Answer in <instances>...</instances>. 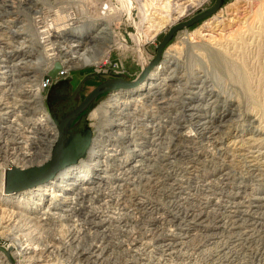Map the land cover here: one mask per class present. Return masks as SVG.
<instances>
[{
  "label": "bare ground",
  "instance_id": "6f19581e",
  "mask_svg": "<svg viewBox=\"0 0 264 264\" xmlns=\"http://www.w3.org/2000/svg\"><path fill=\"white\" fill-rule=\"evenodd\" d=\"M61 1L0 0L7 66H18L21 77L32 72L27 70H37L25 90L37 85L40 68L59 63L72 72L105 61L113 48L127 53L128 46L99 17L89 24L57 27L56 37L63 45L59 44L60 53L37 54L34 60L28 49L51 31L50 26L55 28L67 18L44 7L53 8ZM24 5H28L27 14L20 12ZM185 8H178L180 15ZM3 12L17 15L18 22ZM142 21L134 23L138 34L133 37L146 69L152 62L144 49L150 31H141ZM19 22L26 25L14 28ZM160 24L148 26L152 30L161 28ZM188 38L182 42L191 46ZM219 40L212 36L195 43L213 63L225 67L228 80L242 84L243 93L248 94L253 70L236 50L240 42L229 51L226 40ZM179 49L177 44L168 47L160 63L138 82L115 88L90 113L96 129L86 156L78 163L19 192L6 191L8 168L0 164V235L14 250H0V264H264V114L252 106L257 103L252 102L253 94L245 112L234 97L226 106L223 102L219 114H203L206 110L195 103L206 98L214 106L222 95L214 88L206 91L200 71L193 73L195 81L186 75L182 83L190 62L183 61ZM199 88L205 89L204 98L197 96ZM36 110L47 122L53 120L41 103ZM49 136L57 142L59 131ZM43 144L37 142L34 153L26 162L19 161L17 169L50 161L53 149ZM0 158L11 157L1 154Z\"/></svg>",
  "mask_w": 264,
  "mask_h": 264
},
{
  "label": "rangeland",
  "instance_id": "374dc122",
  "mask_svg": "<svg viewBox=\"0 0 264 264\" xmlns=\"http://www.w3.org/2000/svg\"><path fill=\"white\" fill-rule=\"evenodd\" d=\"M70 1L71 0H69V1L64 0V2H63V0H62L60 2V4H56L55 7H53V8L52 7L49 8V6H45L46 8L44 7V9L46 11H59V13L64 14V17H67L66 19H64V21L60 20L58 22L59 25H55V28L53 27L52 24H51L52 27L50 26V29L52 31V32L50 31L51 35L54 37L51 39V41L49 43H50V45L53 44L51 47V49L53 48V52L56 54H59L60 52L58 51V49H60V45L63 46L60 38L56 37L57 32L58 31L60 32V30H56L57 27L60 29V27L62 28V27H64V25H65V27H67V26L71 27V25L80 26L83 24H89V22H90L89 20H91V22H92L93 20H96L99 17L104 18V19H106L107 23H109L110 27L112 28L111 30L117 36V38H119L120 41H122L123 43L126 44V46H128L127 53L121 49L113 48L110 50L109 54L106 56L105 61L99 63L98 65L88 64V65L79 66L75 69H72L71 75H74L75 73H78L77 75H79V74H84V73H89V72H95L97 70L100 72H107L109 70H113V71H117L120 73H125L126 75H128V77L130 79H135L143 70L141 60H140L139 54H138V50H139L138 45H137L136 40L133 36H136L138 34V27L134 23L135 22L140 23L143 20V18L145 17V16H143V14L146 10L148 11L146 13V15H148V17L146 19H144V23L142 21L141 26L143 27V29L140 28L141 26H139V29L140 30L142 29L141 31H143V32H145V31L149 32L150 31L149 37L145 38L146 42L144 45V49L146 51V55L150 59H152V61H153L157 55V51H158V47H159L158 37L160 35H167L174 26H176L180 23H184V22L192 20L193 18L198 16L200 13L211 9L217 2V0H201V1L200 0H170V1L169 0H143L144 2L142 0H107V1L106 0H99V1H96V0H85L84 1V0H82L83 2H81V0H79V1L78 0H72L71 2ZM145 1L147 2V4H149V5L152 4V5L148 6ZM167 2H169V3H167ZM145 4H146V6L144 7ZM62 5L66 6V7H63ZM104 5H106V6H104ZM103 6L106 8H104ZM166 6H168V9L165 10ZM184 6L187 7V9ZM26 7H28V5H24V10L20 11L22 14L29 12V9H27ZM159 8H161V9H159ZM178 8H180V9L185 8L186 10H184L185 12H183V14L180 15V13L178 12L180 10ZM0 10H1L0 12L4 11V8L1 7ZM73 10H74V12H73ZM168 10H170V11H168ZM92 11L94 13H92ZM158 12L159 13L162 12V13L159 14ZM96 13H97V15H96ZM2 14H4V12ZM32 14L35 15V12ZM50 14H54V12H52V13L50 12ZM66 14L68 16H66ZM4 15L6 17L10 16V17H8L10 19L13 16L12 19H14V20L16 19L18 22V19L16 18L17 15H6V14H4ZM33 15L30 16L31 19H32ZM130 17H132V18H130ZM152 17H155V18H152ZM170 17H171V19H170ZM133 20H135V21H133ZM61 21H63V22H61ZM29 22H31V20H29ZM161 22H163V23H161ZM263 22H264V0H225L224 5L219 12L212 15L208 19L202 20L199 23H197V24H195L189 28L182 29V30L178 31L174 35L173 39L165 47L164 52L166 51V49L168 47L177 44L180 48L179 49L180 53L183 51L182 52L183 55L181 54L182 57L184 56L182 58V59H184L183 61L190 62V64L188 63V65L190 67L189 72L186 73L184 71L182 73V75H184L182 83H186V81H187L186 78H188V77H189L188 80L195 81L197 77L194 76L193 73L195 71L196 72L200 71L199 74L202 75L203 77H205L204 80H202V81H205L204 86L206 88V91H209L210 89L214 88L216 90V92L220 94L219 96L222 95V97H220L221 101L217 102V104L214 106H212V104L209 103L210 101L208 102V100L206 98L204 100L203 99L200 101L198 100L197 103H195L196 108L200 107L202 109H205L206 111L202 112L203 114L209 115V116L219 114V111L221 110L220 106L223 105L224 103H225V106L228 105L227 104L228 101L232 100L231 98H234V97L236 99L240 100V102H241L240 108H242L241 111L245 112L246 109L248 108V106L250 107L251 103L249 105L247 103H248V100L249 101L252 100L250 97V96H252V94L254 95V97H256L255 100H252V102L253 101H254V103L257 102V103H255V106L252 103V106L257 110V112L261 116L264 114L263 113L264 112V105H263L264 104L263 103L264 102V68H263L264 67V42H263L264 41V33H263L264 32V26H262V24L264 25ZM152 24H155V25L160 24L161 28H160V26H158L159 29L151 27V28L156 29V30H154V29L151 30V29H149L150 26H148V25H152ZM19 25L23 27L26 24L24 22H22V23L19 22L17 24V26H15L14 28H17V27L19 28L20 27ZM199 28H200V32L197 31V30H199ZM157 30H160V31L157 32ZM250 30H252V31L250 32ZM186 32L187 33L189 32L190 34L194 33L197 35H194V36L192 35L190 37L189 34H188V36L186 35ZM154 33L156 34V36L153 35ZM238 33H239V35H237ZM245 33H247V34H245ZM258 33H259V35H256ZM240 34H242V35H240ZM245 35H247L246 38H245ZM185 36L189 37L188 40H190L189 42L191 43V46L190 45L187 46L186 44H184L182 42V39ZM210 36L211 37L215 36L217 40L220 39L219 40L220 42H221V38H222V40L223 39L226 40V42L223 40L222 43L225 42L224 44L230 48V50L228 48L229 51H233L232 47H234V48L238 47L236 50L238 51V49H239V51L242 52V53H240L241 55H243L242 58H244V59L246 58L245 60L248 64L247 65L248 68L250 67L251 70H253V72L249 70L250 74H251V82L249 85L250 86L253 85L254 88L251 87L250 88V89H252L251 91L246 90L248 92V94H246V95L249 96L250 99L243 93V91L241 89V86H243L242 84L237 83L238 84V86H237L233 81L228 80L230 78V76H228L229 73L227 72L225 67H223V68L218 67L215 63L212 62V59L209 57L208 53H206V50H202V49L197 47L198 44H196V43H199V42L201 43L206 38H211ZM55 37H56V39H55ZM248 37H249V39H247ZM262 37H263V39H262ZM53 39H55L56 42L57 41H60V42L56 43L55 40H53ZM230 39H232V41H229ZM235 43H237V44L239 43V44L236 45ZM261 43L263 44V46ZM241 44H242V46H241ZM231 45H232V47H230ZM235 45L237 47H235ZM192 46H193V48H192ZM182 48H184L185 50L184 49L182 50ZM189 48H191L192 50ZM196 48H197V51H196ZM42 51L45 53L42 46H39L38 51L35 52V55H34L35 57L33 56L34 57L33 59L36 60L35 58H37L41 53H43ZM185 51H188V53ZM164 52H163V54H164ZM184 52H185V54H184ZM47 53H50V51ZM37 54H39V55H37ZM244 54H245V56H244ZM247 59H248V61H247ZM250 61H252L253 63ZM40 69L38 71L39 73H37V74H39V77L41 78L42 76H44L45 73ZM30 71H32V72H30ZM24 72H26V71L24 70ZM27 72H30V73H25V74H23L24 76L22 75L23 81H24L23 84H25L27 82V78H30L33 75H35L37 70L34 67V69L27 70ZM253 73H255V74H253ZM186 75L187 76L189 75V76L187 77ZM234 84H235V86H234ZM200 85L203 86L202 83ZM238 88H240V90ZM91 89L92 88H87L86 91L84 92V94H88L91 91ZM203 89L204 88H199L196 90V92H198L200 90V92L197 95L199 98H204V96H206V91H205V89L204 90ZM249 91L251 93L250 95H249ZM256 94H257V96H256ZM106 98H107V95L104 96V98L99 102V104L102 101H104ZM205 100H207V101H205ZM199 105H201V106H199ZM259 107L262 108L261 112H259L260 111ZM194 110H193V112H194ZM90 113L88 115L87 121H88V124H90L92 130H94L96 128L92 124L96 123V121L90 119ZM190 113H192V111ZM262 118H264V116H262ZM0 190H2L1 186H0ZM9 244L10 243L5 238H3V236L0 235V247L4 251L11 252L13 250V249H8ZM10 247H12V246H10ZM7 249H8V251H7ZM58 264H63V263H58Z\"/></svg>",
  "mask_w": 264,
  "mask_h": 264
},
{
  "label": "water",
  "instance_id": "95a60500",
  "mask_svg": "<svg viewBox=\"0 0 264 264\" xmlns=\"http://www.w3.org/2000/svg\"><path fill=\"white\" fill-rule=\"evenodd\" d=\"M224 2L225 0H217L211 9L200 13L190 21L174 26L167 35H160L156 58L135 79H130L125 73L100 71L79 75L75 73L57 79L61 65L56 63L49 74L53 83L46 96L47 108L59 131V139L53 149L52 157L43 166L26 170L17 168L8 170L5 176L6 191L19 192L43 183L66 167L83 159L93 138V130L89 126L87 118L104 96L115 88L127 87L138 82L144 74L161 61L165 47L178 31L189 28L216 14L221 10ZM87 88L92 89L88 94H84Z\"/></svg>",
  "mask_w": 264,
  "mask_h": 264
},
{
  "label": "built area",
  "instance_id": "2783aa9c",
  "mask_svg": "<svg viewBox=\"0 0 264 264\" xmlns=\"http://www.w3.org/2000/svg\"><path fill=\"white\" fill-rule=\"evenodd\" d=\"M37 23V21L34 23L36 27L38 26ZM5 36L0 23V157L1 154H4V156L10 155L11 157L7 160L0 158V164L10 170L18 168L19 161L26 162L29 159L37 147V142L41 145L44 143L43 146L52 149L57 143L54 141L53 136L48 137L50 132L57 133L58 128L46 105V96L53 83L49 74L56 63L49 68L46 66L47 68L45 67L43 70L45 74L39 79L37 85L31 90H25L26 86L30 85L29 80L34 79V75L27 78V82L23 84V77H21L18 66H7L6 59L9 53L6 49ZM52 37L54 36L50 32H44L40 35L39 41L36 40V45L28 49L27 54L31 53L34 56L35 52L38 51V47L42 46L45 53L50 51L51 53L48 54L54 56L55 53L51 49L52 45L49 43ZM32 55L31 57H33ZM8 68L11 69L8 70ZM107 72L120 73L113 70ZM71 73L69 69L61 66L57 79L68 77ZM39 103L51 115L52 123L47 122L41 115H38L39 111L36 108ZM52 127H54V130H52ZM0 250L4 251L1 247Z\"/></svg>",
  "mask_w": 264,
  "mask_h": 264
}]
</instances>
